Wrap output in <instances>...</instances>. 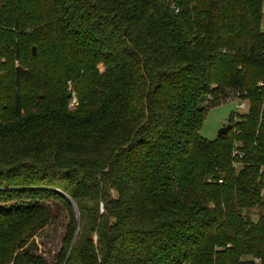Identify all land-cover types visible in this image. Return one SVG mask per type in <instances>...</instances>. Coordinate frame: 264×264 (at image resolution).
<instances>
[{
	"label": "trees",
	"instance_id": "obj_1",
	"mask_svg": "<svg viewBox=\"0 0 264 264\" xmlns=\"http://www.w3.org/2000/svg\"><path fill=\"white\" fill-rule=\"evenodd\" d=\"M263 1L0 0V264H264Z\"/></svg>",
	"mask_w": 264,
	"mask_h": 264
},
{
	"label": "rangeland",
	"instance_id": "obj_2",
	"mask_svg": "<svg viewBox=\"0 0 264 264\" xmlns=\"http://www.w3.org/2000/svg\"><path fill=\"white\" fill-rule=\"evenodd\" d=\"M262 11L264 13V1L262 3ZM264 26V16L262 20ZM30 47L28 46L26 52H30ZM66 88L67 95H70L69 107L72 108L75 105V94L71 91V84L68 82ZM235 92L230 91L228 95L220 101L219 104L212 106L211 103H208V108L205 112L202 126L200 129V136L208 141H213L217 138L218 131L229 124V118L233 114V121L236 119L237 115H242L247 111V109L240 111L236 110L233 99ZM222 102V103H221ZM264 214V209L260 210L257 213ZM253 219H257L256 215L252 216ZM57 227V226H56ZM55 226H48L42 232L37 234L34 237V242L36 244L35 254L44 255L47 258H50L54 252H56L59 245V238L61 234L60 228Z\"/></svg>",
	"mask_w": 264,
	"mask_h": 264
},
{
	"label": "built area",
	"instance_id": "obj_3",
	"mask_svg": "<svg viewBox=\"0 0 264 264\" xmlns=\"http://www.w3.org/2000/svg\"><path fill=\"white\" fill-rule=\"evenodd\" d=\"M263 84L262 83H259L258 84V87H262ZM234 99H233V103L235 104V108L236 110H240V111H243L245 109L248 108V100H247V95L245 92L243 93H235L234 95ZM264 172V170H263ZM221 182V181H219Z\"/></svg>",
	"mask_w": 264,
	"mask_h": 264
},
{
	"label": "water",
	"instance_id": "obj_4",
	"mask_svg": "<svg viewBox=\"0 0 264 264\" xmlns=\"http://www.w3.org/2000/svg\"><path fill=\"white\" fill-rule=\"evenodd\" d=\"M34 51V49H33ZM68 99H70V95L67 96ZM232 126L230 124L226 125L225 127H222L219 131H218V134L217 136L218 137H222V136H225L230 130H231Z\"/></svg>",
	"mask_w": 264,
	"mask_h": 264
}]
</instances>
